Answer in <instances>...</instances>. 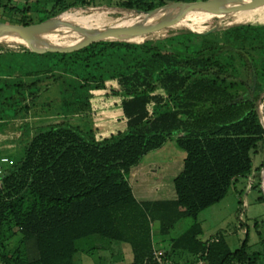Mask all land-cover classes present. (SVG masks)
<instances>
[{
	"label": "trees",
	"instance_id": "trees-1",
	"mask_svg": "<svg viewBox=\"0 0 264 264\" xmlns=\"http://www.w3.org/2000/svg\"><path fill=\"white\" fill-rule=\"evenodd\" d=\"M23 1L0 0V10L16 17L17 26L96 0ZM164 1L121 0L117 6L138 14ZM53 40L41 43L60 44ZM261 106L264 114L261 25L200 33L181 28L159 40L99 41L69 51L0 49V133L26 117L49 122L33 132L27 123L18 126L22 154L7 155L11 164L3 166L0 264H74L77 253L96 248L80 247L88 238L109 251L102 258L109 264L122 247L131 254L129 264H264L261 236V251L249 253L246 238L231 250L222 232L202 241L195 221L158 254L152 233L154 222L165 237L179 220H196L238 178L262 184ZM100 116L124 126L99 132L68 122ZM172 136L185 154L172 179L174 199L138 201L130 169Z\"/></svg>",
	"mask_w": 264,
	"mask_h": 264
},
{
	"label": "rangeland",
	"instance_id": "rangeland-1",
	"mask_svg": "<svg viewBox=\"0 0 264 264\" xmlns=\"http://www.w3.org/2000/svg\"><path fill=\"white\" fill-rule=\"evenodd\" d=\"M119 1L121 0H96L94 4L86 8H69L51 19L54 22L60 23L65 21L66 24L61 28H40L43 32L36 34V36H40L39 38L41 40H48L52 37L57 43L66 44L80 37V34L76 30L71 29L70 26L84 28L85 30L83 32L87 35H95L106 32L105 29L97 25L106 26V23L116 18L127 17L129 19L128 21H131L132 17L144 16L143 13L136 14L121 11L117 6ZM23 2V0H18L19 4ZM257 8L259 9V11L255 12L258 13L257 15L235 19L233 16L244 9V7L231 9V4L228 2L217 9L219 17H217L218 20L216 22L211 21L212 17H216L214 14L179 15L183 20L182 22L177 20L159 21L141 31L135 40L126 42L142 43L145 40L163 39L170 34H174L175 31L181 28L200 33L209 30H221L235 24L264 26V5H257ZM212 11H215V9ZM89 14L95 17L96 15H101L103 21L101 20L97 24L96 21H93L94 19L85 20L84 17ZM31 16L34 20L37 19L35 14H31ZM0 22L17 26L16 17L2 13L1 10ZM107 32L109 33V30ZM109 34L122 38L131 35L127 34L126 31H122L119 35ZM19 47L14 42L0 39V49L16 50ZM260 112L262 113L261 119L264 124L262 106L260 107ZM68 122L70 125L78 126L81 130L94 129L99 132L121 129L124 126L121 122H117L113 118H105L104 116L95 119L92 117H74L68 119ZM24 123L29 124L33 132L36 128L44 126L49 122L39 117H26L25 119L15 121V129L5 130L0 133L1 155L21 156L23 142L21 141L20 134L22 131L17 127ZM184 156V152L175 144L174 136L168 138L159 149L150 151L144 155L139 165H150L152 166V170L142 171L138 170L139 168L134 170L132 167L127 176L134 196L137 199L146 200L165 199L175 196L172 179L182 170ZM255 165L256 161L254 162ZM195 221L201 225L202 234L200 235V239L202 241H207L214 234L222 232L231 250L238 249L242 241L246 238L249 253L261 251L263 245L260 242L259 236L264 239V188L262 184L258 186L257 181L249 178V176L238 178L234 185H231L227 189L225 196L219 202L200 211L196 220L192 218L179 220L165 237H161L158 234V223L154 222L152 224V233L156 249H166L171 239L182 234ZM17 238V235L11 239L8 238L5 242V248L12 249ZM100 244L101 242L97 239L93 240L88 238L81 240L80 247L83 250H87L93 247V245L96 248L88 252L86 251L87 253H77L74 264H109L106 260L102 259L108 258L109 251L103 249ZM118 252V256L113 257L115 264H129L131 254L130 252L128 253V249L122 247Z\"/></svg>",
	"mask_w": 264,
	"mask_h": 264
},
{
	"label": "water",
	"instance_id": "water-1",
	"mask_svg": "<svg viewBox=\"0 0 264 264\" xmlns=\"http://www.w3.org/2000/svg\"><path fill=\"white\" fill-rule=\"evenodd\" d=\"M228 2L231 4V9L236 7L245 8L250 5H264V0H206L203 2L196 3L194 5L175 4L170 0H165L162 6H159L146 13H143L144 14L143 19L140 22H137L133 26L125 28L122 31H126L127 34H135L141 32L147 29L148 27L152 26L153 24L159 22V18L167 12L176 13L178 16L194 15V14L207 15L208 12L215 9L216 12H213L211 14L216 15L217 18L219 17V14H217V9L221 5ZM138 14H142V13H138ZM56 26L57 25H55L54 21H52L51 19L42 23L33 24L29 26H11L0 22V39L9 40L11 42L18 44L19 46L28 48L31 51H38V52L69 51L79 46L89 44L92 42H99V41H131V40H126L122 37H116L114 35H110L107 32H102L101 34H95V35H91V34L87 35L85 32H83V30L85 29L78 26H70V27L71 29L76 30L80 34V37L66 44L43 43L41 45H38L36 41L23 39L22 36L18 34V32L27 31L29 28L30 29L56 28ZM262 177L264 179V170L262 173Z\"/></svg>",
	"mask_w": 264,
	"mask_h": 264
},
{
	"label": "bare ground",
	"instance_id": "bare-ground-1",
	"mask_svg": "<svg viewBox=\"0 0 264 264\" xmlns=\"http://www.w3.org/2000/svg\"><path fill=\"white\" fill-rule=\"evenodd\" d=\"M257 11H259V9L257 8V5H250V6L245 7L244 9L240 10L237 14H235L233 16V18L237 19V18L246 16V15H249L251 13H255ZM213 12H216V11H211V12H208L207 14H211ZM84 18H85V20L94 19L93 21L94 22L96 21V23L99 24L103 17L97 16V15L95 17V16L89 14V15H87ZM142 19H143V16H141V17H132L131 21H128L129 19H127V17H123V18H116L115 20H112L109 23H106L105 24L106 26H100V25H97V24H95V25L105 29L106 32H107L108 30H113V29L120 30V29H123V28H128L130 26H133L137 22H140ZM171 20H177V21H181V22L183 21L181 17H179L176 13H173V12H167V13L163 14L159 18V21H171ZM54 23H55V25H57L56 28H61L64 24H66L65 21L61 22V23L60 22H54ZM40 32H43V30H41L40 28H37V29L36 28H32V29L29 28L27 31L18 32V34L20 36H22L23 39L36 41V43L38 45H41L42 41L39 38L40 36L39 37L36 36V34H39ZM139 33L140 32L135 33V34H131L128 37H125L124 39L127 40V39H129V38H131V37H133V36H135V35H137Z\"/></svg>",
	"mask_w": 264,
	"mask_h": 264
},
{
	"label": "crops",
	"instance_id": "crops-1",
	"mask_svg": "<svg viewBox=\"0 0 264 264\" xmlns=\"http://www.w3.org/2000/svg\"><path fill=\"white\" fill-rule=\"evenodd\" d=\"M263 163H264V158H263ZM134 168V170H136L137 168H139L138 170H142V171H144V170H147V171H150V170H152L151 168H152V166H150V165H147V166H144V165H137V166H135V167H133ZM263 168H264V166H263ZM262 168V173H263V169ZM132 169V168H131ZM130 169V170H131ZM135 172V171H134ZM175 177V176H174ZM173 177V178H174ZM261 177H262V174H261ZM250 178V177H249ZM130 184V183H129ZM262 187L264 188V179H263V177H262ZM133 191V190H132ZM134 194V193H133ZM136 198V197H135ZM137 199V198H136ZM169 199H174V196H171V197H169V198H165V199H148V200H169ZM138 201H148V200H146V199H137ZM163 250L162 249H158V252L159 253H161Z\"/></svg>",
	"mask_w": 264,
	"mask_h": 264
},
{
	"label": "built area",
	"instance_id": "built-area-1",
	"mask_svg": "<svg viewBox=\"0 0 264 264\" xmlns=\"http://www.w3.org/2000/svg\"><path fill=\"white\" fill-rule=\"evenodd\" d=\"M6 164H11V160L7 156H1L0 157V175L3 172V166ZM160 254V253H158Z\"/></svg>",
	"mask_w": 264,
	"mask_h": 264
}]
</instances>
